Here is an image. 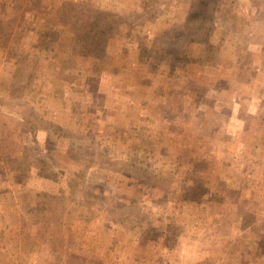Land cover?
<instances>
[{
    "label": "rangeland",
    "instance_id": "obj_1",
    "mask_svg": "<svg viewBox=\"0 0 264 264\" xmlns=\"http://www.w3.org/2000/svg\"><path fill=\"white\" fill-rule=\"evenodd\" d=\"M262 86L264 0H0V264H264Z\"/></svg>",
    "mask_w": 264,
    "mask_h": 264
},
{
    "label": "crops",
    "instance_id": "obj_2",
    "mask_svg": "<svg viewBox=\"0 0 264 264\" xmlns=\"http://www.w3.org/2000/svg\"><path fill=\"white\" fill-rule=\"evenodd\" d=\"M259 90H260L259 93H253L252 91H249L247 93H241L242 94V98L238 99L236 104H234V106L233 105H229V110L225 113L224 124L222 126L224 129L225 128L227 129V132H229L230 134H234V135L236 133H239V132L240 133L248 132V130L255 123H258V122L260 123L261 116H263V114H264V86H262ZM225 106L226 105L224 104L223 108H225ZM205 107H208V105L206 103H204L203 107H199V109L205 108ZM66 110H68L67 113L69 114V118L73 119L74 115H71L72 114L71 109L67 108ZM10 111H12L14 116H17V117H20L22 115V113L20 111H17V110H15V111H13V110L5 111L4 107L1 106V108H0V118L3 117L5 119H13L12 115L10 114ZM194 111L198 112V107H195ZM23 112L27 113L26 111H23ZM31 115L33 116V119L31 121V125L33 126V130L32 131H36L37 138H39L40 134L41 133L43 134V132L44 133H48L49 129L47 127H40V124H39V126L37 125L36 115L33 112H32ZM72 116H73V118H72ZM17 120L19 121V119H17ZM56 124L57 123L55 121H53L52 122V127L51 128L49 127V128L51 130H55L56 127H58L57 125H59V124H57V125ZM61 127H63L64 129L62 130ZM59 128L62 130V131H60V132L63 133V134H61L62 136L73 135V128H70V130L68 131L67 128H69V127H67V126L64 127L63 124L60 125ZM40 129H41V132H40ZM39 132H40V134H39ZM224 134H225V132H224ZM253 138L255 139L254 143L256 144V148L259 149L258 145H260V144H258V143L261 142V141L264 142V135L263 134H259V135L253 136L251 139H253ZM28 140H30V139H26V141H27L26 143L27 144L29 143ZM245 141H247V140H245ZM245 141H243V143L245 145H247V143ZM38 142H39V140L37 139V143ZM31 144L32 143H30V145ZM257 153H259V151H257ZM213 154H216L217 159L220 160L218 152L211 153V154H209V155H207L205 157L199 158V159L203 160L204 158H209V157L213 158V156H214ZM222 156H223V159L225 160V158L227 157V154L222 153ZM223 175L220 178H222L221 182H223L224 184L223 185H222V183L220 184V189H223V186H224V190H226V189L229 190V189L232 188L231 184H233L231 176H230V174L228 172L227 173L225 172ZM238 184H239V187L237 189H240L241 191H244L246 189V186H245V183L243 182V180L242 181L239 180ZM187 186H188V189L189 188L192 189V187H193V185L190 186L188 184H187ZM13 191H15V190H13ZM52 192L55 193L56 190H51L50 189V191H49L48 189L42 188L41 191H40V193H43V194L44 193H52ZM0 206H6V205H5V203L0 202ZM30 247L35 249L34 245H30ZM36 248L40 249L39 246L36 247ZM35 252L36 251L34 250L33 253H35ZM38 252L39 251H37V256H39V259H41L40 255H42V254L38 253Z\"/></svg>",
    "mask_w": 264,
    "mask_h": 264
},
{
    "label": "trees",
    "instance_id": "obj_3",
    "mask_svg": "<svg viewBox=\"0 0 264 264\" xmlns=\"http://www.w3.org/2000/svg\"><path fill=\"white\" fill-rule=\"evenodd\" d=\"M63 11H65L64 9H63ZM91 28H95L94 26L93 27H91ZM100 32H101V36L100 37H95V41L96 42H99V43H104V44H102V45H100V46H96V48H100V47H102V48H105L108 44H109V42H110V39L113 37V35L114 34H112V35H109V34H107V31H105V30H100ZM91 34V33H90ZM78 40H82V41H86V39H78ZM79 42H81V41H79ZM84 44V46H88V43H83ZM87 48V47H86ZM37 50H42V44H39V48L37 49ZM49 51H51L52 52V49H49L47 52H49ZM39 52V51H38ZM34 54V53H33ZM38 56H39V53H38ZM39 66H40V62H39V57H38V61H37V59H35V61H34V63H33V66L31 67V69L32 70H37L38 68H39ZM37 73H38V71H37ZM38 77V76H37ZM3 107V106H2ZM0 108H1V105H0ZM8 114V113H7ZM32 113L31 112H27V113H22V115L20 116V117H18V119H19V121L22 123V124H28V123H31V121H32V119H33V116L31 115ZM31 128H33V126H31ZM30 128V129H31ZM29 129V130H30ZM25 130L28 132V129L27 128H25ZM204 183H206L207 184V182H204ZM200 185L199 184H197V185H194L193 186V189H195L196 188V190L198 189V187H199ZM208 190H211V191H214V193H215V195L217 196V195H220L221 194V192L217 189V183L216 182H214L213 184H208L207 186H205L204 188H203V192L205 193L206 191H208ZM202 191V190H201Z\"/></svg>",
    "mask_w": 264,
    "mask_h": 264
}]
</instances>
